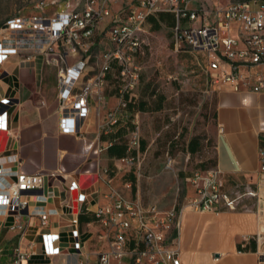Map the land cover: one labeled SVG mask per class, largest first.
<instances>
[{
  "label": "built area",
  "instance_id": "obj_1",
  "mask_svg": "<svg viewBox=\"0 0 264 264\" xmlns=\"http://www.w3.org/2000/svg\"><path fill=\"white\" fill-rule=\"evenodd\" d=\"M161 14L174 16L175 48L205 56L206 70L217 85L264 93V0H35L29 12L0 26V66L54 68L59 130L72 136L83 134L92 111L106 105L105 91L115 79L119 101L106 114L100 141L130 117L126 96L139 90L150 55L151 19ZM14 104L19 106L20 99H0V130L12 135L8 107ZM116 144L112 139L100 143L99 154ZM127 155L124 160L135 166L140 180L146 153L138 115ZM6 159L19 162L17 154ZM166 168H173L171 158ZM95 174L106 178L107 190L87 193L68 174L57 195L47 182L49 176L58 181L57 173L29 174L0 164V214L13 216L10 230L19 234L7 264H182L184 210L237 212L245 199L255 201L260 229L250 240L256 243L257 264H264V147L254 182L228 189L218 167L194 170L187 179L194 196L180 210L145 204L132 196L130 182L125 185L128 194L119 191L111 186L107 166ZM57 197L60 208L54 205ZM54 217L58 230L48 232ZM33 221L42 231L40 261L34 260L40 255L38 241L27 239Z\"/></svg>",
  "mask_w": 264,
  "mask_h": 264
},
{
  "label": "crops",
  "instance_id": "obj_2",
  "mask_svg": "<svg viewBox=\"0 0 264 264\" xmlns=\"http://www.w3.org/2000/svg\"><path fill=\"white\" fill-rule=\"evenodd\" d=\"M171 21L173 24H170ZM151 24L152 29H162L165 25L173 27L175 19L172 14H161L159 19L152 18ZM152 32L155 33L156 31ZM152 35L154 34L152 33ZM11 68L15 71V67L13 66H0V99L4 97L20 99V105L14 104L8 107L13 120V135L8 131L0 130V164L4 167L29 174L38 172L45 174L57 173L59 175L58 181H55L50 176L47 179L50 188L52 187L57 195H60L62 189L68 183L64 178V175L68 174L78 179L87 193H93L99 188L107 190L108 184L106 178H98L95 174L99 168L106 166L112 172L111 186L123 193H127L125 185L130 182L133 185V197L139 198L145 204H157L163 211L180 210L187 205L188 199L194 196V188L187 179L198 168V164L208 160H214V166L225 173L227 177L226 187L228 189H232L237 183L254 182L256 180V172L259 168V149L264 147L262 143L264 139V93L258 94L251 91L236 92L230 88L217 85L215 87L216 95L212 100L214 105L213 120L206 126L207 138L201 134L191 135V138L194 136L202 137L199 140L198 146H202L203 149L197 151L196 154H191L188 149L190 138L186 145L187 154L185 153L190 159L187 168L182 170L168 169L164 162V167L162 166L154 170L152 173L146 175V177L142 168L143 177L138 180L135 174V166H130L124 159L128 156L127 144L130 133L135 128V117L138 115L141 131V115L145 114L149 109V102L138 97L139 90L134 95L126 96L128 107L134 98L137 101L145 102V108H135L134 111L128 108L129 119L117 128V130L119 127L123 128L119 136L124 137L126 140V155L123 158L111 155L113 147L100 153L98 159L97 157L94 159V161L98 160L95 164L96 168L90 165L94 164V161L88 162V166L81 171H78L76 168H66L63 166V156L60 157V162L54 165V169L48 168L45 163L31 166L27 163L25 152L26 148H28V145L25 144V139L27 138L26 120L28 116L27 112L23 113L25 102L20 94L23 80L11 71ZM5 70H8L9 73H6ZM38 77L39 75L36 74V81ZM109 92L113 94L111 91ZM118 101L116 89L115 94L109 96V102L105 106L92 111V114H98L100 120L104 119V122L99 127V131L101 126L106 122L108 110L117 105ZM163 104L164 99L161 98L157 108L162 109ZM105 107L107 108L105 109ZM93 123L94 121L91 117L84 128L88 125L91 126ZM54 125L57 131L56 137H75L78 140L79 137H83V134L78 136L62 134L59 130V114ZM158 133L160 134V130ZM111 135H103L105 138L102 139L101 137L99 144H103L111 139L117 140V144L121 143L119 136L116 135L112 138ZM205 142H208L212 146V157H208L207 155L205 157L199 156L205 153ZM85 144L87 145V149L81 152V155L86 161L91 154V145ZM149 144L147 139L141 137V149L146 155L149 154ZM174 144L171 142L169 145V149L173 153V149L176 147ZM60 151L59 149V153ZM12 154L18 155L19 162H8L6 157ZM101 154L103 155L102 158ZM178 155L173 154L175 159L178 158ZM144 178L145 180L143 181L142 179ZM142 189L147 190V199L142 196ZM96 201L97 199H95V203ZM100 203H103V201H100ZM54 205L60 208L59 197L55 199ZM241 207L237 212H222L219 214L185 209L182 216L183 228L181 232L182 264H257L256 243L250 240L260 229V223L255 215V201L253 199H245ZM23 221L26 223L25 219ZM56 221V217H54L50 229L47 230L48 232L54 233L58 230ZM12 223V215L0 214V264L9 263L19 243V234L10 230ZM41 233L42 231L38 229V221H33L27 239L38 241L40 255L34 258L35 261L43 260L41 256ZM247 239L249 240L246 241ZM244 244L245 247H243Z\"/></svg>",
  "mask_w": 264,
  "mask_h": 264
},
{
  "label": "rangeland",
  "instance_id": "obj_3",
  "mask_svg": "<svg viewBox=\"0 0 264 264\" xmlns=\"http://www.w3.org/2000/svg\"><path fill=\"white\" fill-rule=\"evenodd\" d=\"M34 1L0 0V23L14 15L29 12ZM152 28L149 40L150 55L144 64L142 81L137 94L140 99L149 102L148 111L141 115V137L150 143L149 154L143 162L145 177L167 165L168 157L173 159L172 170L187 168L190 159L186 155V145L193 134H201L207 138L206 126L213 120L212 100L216 95L215 87L217 86L206 70L208 62L205 56L200 53H191L185 47L178 50L175 48L173 27L165 25L162 29ZM11 71L23 80L20 94L25 102L23 113L27 112L28 116L25 139V144L28 145L25 151L27 163L31 166L45 163L48 168L54 169V165L58 164L60 157L63 156L64 167L81 171L88 166V162L91 163L96 157L98 159L99 127L104 122V119L100 120L98 114L91 115L94 123L84 128L83 137H79V140L75 137H56L55 135L57 131L54 124L58 117V103L55 95L56 70L52 67L46 69V74L52 78L50 81L52 85L48 84L45 87L41 83L45 73L44 68L38 67L36 71L25 68L18 70L15 68L14 71L11 68ZM35 73L39 75L37 81ZM110 80L105 91L107 103L109 96L115 94L118 86L115 79ZM161 98L164 99L163 108L158 109ZM84 142L91 145V154L87 162L81 155V152L87 149ZM171 142L176 146L173 149L174 153L169 149ZM204 145L205 153L199 156L212 157V146L208 142ZM173 154H179L178 158L175 159ZM100 156L103 157L102 154ZM97 162L98 160L90 165L94 168ZM160 163L162 164L159 165ZM142 180L144 181L145 178ZM141 193L145 199L148 198L147 190L142 189Z\"/></svg>",
  "mask_w": 264,
  "mask_h": 264
},
{
  "label": "trees",
  "instance_id": "obj_4",
  "mask_svg": "<svg viewBox=\"0 0 264 264\" xmlns=\"http://www.w3.org/2000/svg\"><path fill=\"white\" fill-rule=\"evenodd\" d=\"M163 16H164V15H163ZM3 22H4V21H2V22L0 23V26L3 24ZM170 24H173L172 21L170 22ZM47 68H48L47 66L44 67V69H45V73H44V76H43L42 81H41L42 86H44V87H45V85H48V84H49V85H52V84L50 83V81L52 80V78H51L49 75L46 74V69H47ZM55 95H56V92H55ZM145 104H146L145 102L137 101V100H135V99L133 98L132 101L129 103V107H128V108H129L131 111H134L135 108H141V109H144L145 106H146ZM120 125H121V124H120ZM120 125H118V126H120ZM118 126H117V128H118ZM117 128H116L114 134L111 135L112 138H114L116 135H117V136L121 135V133H122V129H123V128H122V127H121V128L119 127L118 130H117ZM101 137H102L103 139L105 138L103 135H102ZM119 137H120V136H119ZM201 138H202L201 136H194V137H192L191 140L189 141L188 149H189V151L191 152V154H196L197 151L203 149L202 146H198V144H199V140H200ZM119 141H120L121 143H120V144H116V145L114 146V148H113V152L111 153V155L116 156L117 158H123V157L126 155V140H125L124 137H120V138H119ZM262 143H263V145H264V139L262 140ZM143 146H145V145L143 144ZM206 162H207V163H206ZM206 162H203V163H201V164H198V165H197L198 169H209V168L215 167V166H214V164H215V163H214V160H208V161H206ZM14 252H15V250H14ZM14 252H13V255H14Z\"/></svg>",
  "mask_w": 264,
  "mask_h": 264
}]
</instances>
